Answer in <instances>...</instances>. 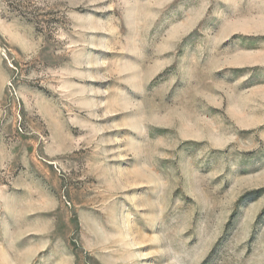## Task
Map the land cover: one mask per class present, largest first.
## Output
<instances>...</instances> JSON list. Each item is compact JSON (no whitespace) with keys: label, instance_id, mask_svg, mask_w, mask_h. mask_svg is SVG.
I'll list each match as a JSON object with an SVG mask.
<instances>
[{"label":"rangeland","instance_id":"1","mask_svg":"<svg viewBox=\"0 0 264 264\" xmlns=\"http://www.w3.org/2000/svg\"><path fill=\"white\" fill-rule=\"evenodd\" d=\"M0 264H264V0H0Z\"/></svg>","mask_w":264,"mask_h":264}]
</instances>
